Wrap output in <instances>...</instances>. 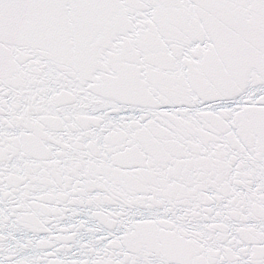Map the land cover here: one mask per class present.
I'll use <instances>...</instances> for the list:
<instances>
[{
  "label": "snow or ice",
  "instance_id": "6c2138e0",
  "mask_svg": "<svg viewBox=\"0 0 264 264\" xmlns=\"http://www.w3.org/2000/svg\"><path fill=\"white\" fill-rule=\"evenodd\" d=\"M0 264H264V0H0Z\"/></svg>",
  "mask_w": 264,
  "mask_h": 264
}]
</instances>
